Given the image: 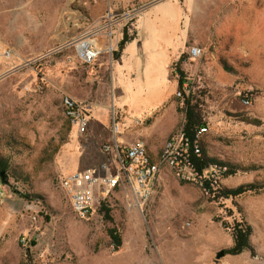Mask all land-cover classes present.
Instances as JSON below:
<instances>
[{
  "label": "rangeland",
  "instance_id": "374dc122",
  "mask_svg": "<svg viewBox=\"0 0 264 264\" xmlns=\"http://www.w3.org/2000/svg\"><path fill=\"white\" fill-rule=\"evenodd\" d=\"M189 1L185 7L184 0H0V156L9 164L6 183L0 184V264H264V33L239 41L244 53L211 56L201 49L199 58L186 56L180 69L187 81L184 92L198 101L203 116V151L238 169L233 176L219 175L210 189L254 184L255 190L215 202L208 190L179 181L161 166L153 193L141 207L121 185L104 199L96 196L92 215L81 220L62 189L63 178L74 173H114L116 166L103 147L115 140L134 143L135 130L151 128L150 119L121 124L117 106L127 107L126 115L141 116L147 103L128 97L120 101L118 63L111 52L124 27L128 40L136 29L147 49L165 45L172 56L181 39L204 37L225 6L222 0ZM253 1L255 8H264V0ZM245 5V0L236 2L239 12ZM99 33L107 34V43L85 64L76 44L94 43ZM207 44L206 52L212 51L213 44ZM6 47L14 54L8 60L1 57ZM37 73L45 80L42 92L33 91ZM167 78L160 65L151 90L172 95V79ZM127 79L135 91L150 83L144 70L132 82ZM177 92L172 101L181 119L176 108L183 96L176 97ZM65 95L90 104L92 131L78 135L67 122L61 109ZM149 136L156 139L158 160L165 136ZM236 211L252 228L254 255L215 261V254L232 244L221 221L231 222ZM110 228L120 234L116 251L106 235Z\"/></svg>",
  "mask_w": 264,
  "mask_h": 264
},
{
  "label": "built area",
  "instance_id": "2783aa9c",
  "mask_svg": "<svg viewBox=\"0 0 264 264\" xmlns=\"http://www.w3.org/2000/svg\"><path fill=\"white\" fill-rule=\"evenodd\" d=\"M82 43L84 42L76 44L75 48L80 60L89 64L96 59L100 51L92 44L80 50L79 46ZM201 54L202 51L198 47H190L187 53L189 59L199 58ZM13 56L12 50L8 47L4 48L1 53V57L6 60L13 58ZM29 63L25 62L24 65L28 66ZM35 71L38 72L39 70ZM172 72L174 78L179 80L176 71L173 69ZM36 75L37 81L33 83V91L42 92L45 80L39 73ZM186 88V83H183L182 91ZM175 96L180 97V92H177ZM244 103L249 104L250 100L246 99ZM61 109L65 119L78 135L87 133L90 104L65 95L61 98ZM155 112L156 110L150 111L142 118H129L122 113H119V117L123 126L127 125L128 122L141 125L151 119ZM205 132L206 127L201 126L197 129L193 139H190L180 127L165 142L158 160L151 158L146 144L141 140L126 145L118 142V140L107 144L103 147V151L112 158L116 166L114 173L110 174L107 171L104 175H99L95 171L87 170L68 175L62 180V189L70 203L73 214L78 219H88L92 215L96 196L104 199L108 193L121 185L128 187L135 205L141 207L153 193L154 181L161 166L168 167L179 181L197 185L206 193L205 181L210 182L209 186L215 184L216 178L220 175V168L213 166L208 170L210 171L209 175H201L191 161L192 155L196 158L201 156L200 139ZM22 242L24 243V240ZM110 248L114 251L113 245H110Z\"/></svg>",
  "mask_w": 264,
  "mask_h": 264
},
{
  "label": "crops",
  "instance_id": "0c3cea01",
  "mask_svg": "<svg viewBox=\"0 0 264 264\" xmlns=\"http://www.w3.org/2000/svg\"><path fill=\"white\" fill-rule=\"evenodd\" d=\"M245 1V8L240 9L239 12L236 7L237 0H222L221 3L225 6V9L221 10L220 14L217 16V20L212 23L211 26L207 27V31H205L206 35L204 37H196V39L192 41L189 39V37L186 39H181L179 48L177 49V52L173 54V56L171 55V49L165 45L158 44L155 49H147L146 46H143L142 42L139 41V38L137 37L138 32L135 29L133 37L124 46L119 58L114 60L118 63V83L116 94L120 96V101L125 103V99L128 97L132 99H140L146 101L147 103V106L143 109L141 116L126 115V111H128L126 110L127 107H121V105L117 106V108L120 110V113L129 118H142L150 111L156 110L155 114L150 119L151 128L149 130L143 128L135 130L134 135L131 137L133 140H141L146 144L153 160H155L153 151L155 149L154 142L156 139L155 137L150 138L149 133L165 136L163 139L165 144V142L168 141L179 130L184 121V116L182 113H180L182 114L181 119H178L175 115V107L173 105L172 98L177 88V81L171 77V71L178 61L180 55L183 54L185 47H200L204 54H211V56H214V54L217 53H244L243 49L239 48L240 45L238 42L245 40L242 43H247L248 39H253L255 33L257 34L256 37L261 36V34L264 33L263 5L261 9H257L254 6L255 4L253 0ZM184 2L185 7L186 2L189 6V0H184ZM187 9L188 8H186L184 13L186 17H190L191 15ZM182 20V15L180 14L176 21V25H178V27L180 21ZM178 34L179 33L177 32L176 36H179ZM105 35L107 36V34ZM105 35L103 33H99L97 37L92 40L94 42L92 45H95L94 47L99 49L100 52L107 43L104 37ZM207 43L213 44L212 51L210 52H206V45H208ZM136 63L139 64V69H135L134 65ZM160 65L164 66V69H167V81H171L172 79L171 82L174 86V92L170 96L161 95L156 88L155 90H151L152 87L150 85L153 78L155 79ZM123 66H126V68L122 69ZM182 66L183 64H181V67ZM141 70H144V74L150 81V89L148 86L147 88L141 87L139 91H135L131 86L128 87L125 81H127V78L130 77L132 82L135 78L136 72ZM184 83L187 84V81L185 80ZM91 117L92 115L90 109L88 124V129L90 131L93 129Z\"/></svg>",
  "mask_w": 264,
  "mask_h": 264
},
{
  "label": "trees",
  "instance_id": "16d2710c",
  "mask_svg": "<svg viewBox=\"0 0 264 264\" xmlns=\"http://www.w3.org/2000/svg\"><path fill=\"white\" fill-rule=\"evenodd\" d=\"M127 27H124L122 38L117 43L116 49L111 52L112 60H117L124 49V46L129 41L127 37ZM186 56L184 53L180 55L178 61L174 65L176 72L179 74L180 78L177 81L176 90L182 93L183 100L181 107H177V111L184 115V121L181 125L182 131L189 136L190 139H193L197 129L201 126H204L202 120L203 116L198 104V101L195 100L189 93L186 95L184 91H182V85L184 83V75L180 70L181 64L185 61ZM179 104V101H178ZM68 122V121H67ZM201 156L196 158L194 155L191 156V161L197 170V172L201 175L210 170L213 166H217L220 168V177L225 178L229 176H233L237 173V167L233 165H229L227 163H222L211 159L206 156L203 151L201 144ZM9 169V164L6 159L0 156V176H3V182H6L7 178V170ZM0 177V184H2ZM210 182L205 181L204 186L209 191V196L215 202L218 200H229L235 197L241 196L247 192H251L255 190L257 187L254 184H244L240 185L233 189H210ZM23 198L28 197L27 194H22ZM105 211V210H104ZM220 219L215 220V222H220ZM221 225L225 230H228L231 234L232 244L230 248L224 250L225 255L237 256L244 252H248L251 255H254V249L250 243V237L252 235V228L246 222L244 216L236 211V215L233 217L231 222L221 221ZM107 238L110 242V245L114 246V250H118L121 247V238L120 234L114 229L110 228L106 231ZM34 244V243H32Z\"/></svg>",
  "mask_w": 264,
  "mask_h": 264
},
{
  "label": "water",
  "instance_id": "95a60500",
  "mask_svg": "<svg viewBox=\"0 0 264 264\" xmlns=\"http://www.w3.org/2000/svg\"><path fill=\"white\" fill-rule=\"evenodd\" d=\"M1 177V183L2 184H5L6 182H3V176H0ZM225 256V254H224V251L223 250H221V251H218L216 254H215V257H214V259H215V261H218V260H220V259H222L223 257Z\"/></svg>",
  "mask_w": 264,
  "mask_h": 264
},
{
  "label": "bare ground",
  "instance_id": "6f19581e",
  "mask_svg": "<svg viewBox=\"0 0 264 264\" xmlns=\"http://www.w3.org/2000/svg\"><path fill=\"white\" fill-rule=\"evenodd\" d=\"M90 43H91V41H90V42H84V43H82V44L79 46V49L81 50V49L86 48ZM91 44H92V43H91ZM93 46H95V45H93Z\"/></svg>",
  "mask_w": 264,
  "mask_h": 264
}]
</instances>
